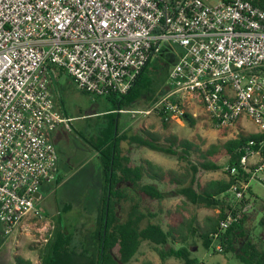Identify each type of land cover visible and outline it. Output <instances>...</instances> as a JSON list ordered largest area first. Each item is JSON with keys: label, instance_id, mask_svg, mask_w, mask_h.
Here are the masks:
<instances>
[{"label": "built area", "instance_id": "2783aa9c", "mask_svg": "<svg viewBox=\"0 0 264 264\" xmlns=\"http://www.w3.org/2000/svg\"><path fill=\"white\" fill-rule=\"evenodd\" d=\"M165 42L177 48L178 62L146 113L164 107L170 119L182 118L187 103H197L219 125L255 122L262 138L250 140L239 164L226 168L251 176L231 188L237 200L244 198L251 180L264 173V8L253 0H0V222L6 233L44 218L36 194L59 175L51 135L70 119L51 91L56 71L93 98L123 95ZM238 220L239 212L230 213L221 230Z\"/></svg>", "mask_w": 264, "mask_h": 264}, {"label": "rangeland", "instance_id": "374dc122", "mask_svg": "<svg viewBox=\"0 0 264 264\" xmlns=\"http://www.w3.org/2000/svg\"><path fill=\"white\" fill-rule=\"evenodd\" d=\"M211 1L217 3L220 0ZM176 49L168 42L163 43L161 52L152 60V67L172 71L177 62ZM68 76H63L61 84L57 79L52 82L57 108L64 116L70 118L68 126L60 127L54 138L59 156V174L63 181L59 184L54 182L40 186L43 198L38 207L44 215L43 219L26 220L12 233H6L0 222V264H21L26 260L41 264V250L47 244L59 217H62L64 224L74 233L79 234L78 231H81L82 239H85L87 234L90 235L95 228L104 179L98 154L89 147L86 139L99 134L107 125L103 114L111 109V103L105 97L94 99L80 91ZM168 78L169 76L165 85ZM165 87L163 86L160 92L164 93ZM152 105V102H143L141 107L123 112V132L129 136L143 135L144 130L152 132L161 136V143L165 147L168 146V138L178 143L189 141L195 146L189 157L195 163H199L202 158L200 155L209 149L220 147L243 133H257L259 129L255 122L247 118L233 125H219L197 103H187L185 108L186 113L194 119V125L186 123L182 118H172L165 127L156 111L146 113L152 109ZM133 110L141 112L134 114ZM124 151L129 166L143 165L152 169L151 173L161 176L162 180L145 176L138 186L121 183L119 187L125 198L118 203L120 218H125L133 206H138L145 214L141 222L142 227H146L150 222H158L168 229V226H175L181 219L186 223L184 228L180 229L179 240L177 244H169L167 249L172 246L187 247L194 257L207 264H240L236 259V252L226 254L206 249L197 234L192 235L188 231L187 224L191 222L192 225L198 224L206 228L208 218H216L218 210L194 205L180 194V189L189 185L192 179V171L186 160L178 155L137 147L130 142L124 144ZM252 160L255 161V158ZM225 163V160L220 162L224 166L220 170L200 171L197 174L200 185L206 188L211 181L225 180L228 177L225 174ZM146 184L156 185L164 194V198L154 199L143 193L141 188ZM250 188L251 193H247L250 205L246 210L245 235L237 242L236 250L248 239H254L260 247H264V225L261 224L264 219V173H259L251 180ZM213 246L219 245L214 242ZM159 248L144 242L137 256L129 264H183L176 258L168 257L163 260Z\"/></svg>", "mask_w": 264, "mask_h": 264}, {"label": "trees", "instance_id": "16d2710c", "mask_svg": "<svg viewBox=\"0 0 264 264\" xmlns=\"http://www.w3.org/2000/svg\"><path fill=\"white\" fill-rule=\"evenodd\" d=\"M253 2L264 8V0H253ZM152 60L153 58L148 62L129 92L105 97L111 103V109L103 114L107 119V125L99 131V134L86 139L89 147L98 154L104 179L95 228L90 235L87 234L88 236L86 235L85 239H82L81 231H78L79 234L74 233L64 224L62 217H59L47 244L41 250V264H129L137 256L144 242L160 247L158 251L163 260L170 257L180 260L183 264H207L194 257L187 247L172 246L167 249L169 244H177L180 229H183L184 223H186L183 220L180 219L175 226H168V229L158 222H150L146 227H142L141 222L145 218V214L139 210L138 206H133L125 218H120L118 203L125 198V194L119 187L121 183L138 186L145 176L162 180V177L157 173H151L152 169L143 165L131 167L126 163L124 144L129 142L136 144L137 147H147L173 156L178 155L186 160L192 171V179L189 185L180 189V194L194 205L218 210L216 218H208L206 228L198 224L192 225L193 222L187 224L188 231L192 235L197 234L206 249L226 254L234 251L240 264H264V247H260L254 239L245 241L239 250L235 248L239 239L245 235L246 210L250 205L247 193H251V188H248L241 200L236 199L231 188L238 182V179H243L248 183L251 176L245 172L239 176L232 175L226 170L225 174L228 177L225 180L211 181L206 188H203L197 180V174L200 171L222 169L224 167L220 164L222 160H225L226 168L239 164L245 154L241 148L252 139L260 140L262 135L260 133H243L220 147H213L202 153L201 161L195 163L189 158L195 147L189 141L178 143L168 138L166 139L168 146L165 147L161 143L163 140L161 136L152 132L144 130L143 135L132 136L123 132L124 114L122 111L141 107L143 102L154 103L157 101L162 94L160 90L165 86L167 77L171 73V70L167 68L152 67ZM176 60L178 62V55ZM150 73H152L151 76ZM156 112L163 126L167 127L170 117L164 107L157 109ZM182 119L186 123L194 125V119L188 113L185 112ZM61 181H63V177L59 174L56 183L59 184ZM141 190L151 198H164V194L156 185L146 184ZM238 212L239 220L229 225L225 231L221 230L222 221L226 220L230 213ZM261 224L264 225V219ZM218 233L219 236L216 237ZM214 242L218 243L221 249L213 246ZM22 262L23 264H34L31 260ZM145 264L152 263L146 262Z\"/></svg>", "mask_w": 264, "mask_h": 264}, {"label": "crops", "instance_id": "0c3cea01", "mask_svg": "<svg viewBox=\"0 0 264 264\" xmlns=\"http://www.w3.org/2000/svg\"><path fill=\"white\" fill-rule=\"evenodd\" d=\"M64 75H67L66 73H64L63 71H56V73L54 74V76H53V81H55V79H57L58 80V82H59V84H61V79L63 78V76ZM68 76V75H67ZM71 80H72V78L70 77V76H68ZM63 86V85H62ZM53 83H52V85H51V91L53 90ZM52 94H53V91H52ZM63 113V112H62ZM64 114V113H63ZM66 116V115H65ZM66 118H68V119H70L69 117H67L66 116ZM62 126H64V125H61V126H59V128L60 127H62ZM58 128V129H59ZM57 129V130H58ZM57 130L54 132V133H52V135H51V139H52V141L54 142V138H55V136H56V133H57ZM43 185H45V184H43ZM42 185V186H43ZM39 192H40V189H39ZM40 196H41V200H42V198H43V196H42V194H41V192H40Z\"/></svg>", "mask_w": 264, "mask_h": 264}, {"label": "water", "instance_id": "95a60500", "mask_svg": "<svg viewBox=\"0 0 264 264\" xmlns=\"http://www.w3.org/2000/svg\"><path fill=\"white\" fill-rule=\"evenodd\" d=\"M36 196L39 198L40 197V192H37Z\"/></svg>", "mask_w": 264, "mask_h": 264}]
</instances>
